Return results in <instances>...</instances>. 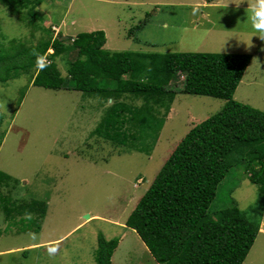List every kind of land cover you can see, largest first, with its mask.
I'll list each match as a JSON object with an SVG mask.
<instances>
[{
  "label": "rangeland",
  "instance_id": "rangeland-1",
  "mask_svg": "<svg viewBox=\"0 0 264 264\" xmlns=\"http://www.w3.org/2000/svg\"><path fill=\"white\" fill-rule=\"evenodd\" d=\"M257 5L258 0H45L38 8L54 36L104 30L105 48L112 51L251 54L234 98L264 111V40L251 20ZM18 18L0 4V25L9 37L37 43L45 36L42 30L33 36ZM59 58L65 75L66 60ZM183 78L172 85L176 98L149 154L92 136L102 109L80 91L34 86L27 76L0 84L6 131L0 170L10 176L0 190V264H97L99 234L120 238L113 264H157L126 220L185 134L225 104L180 92ZM246 175L244 164L232 168L210 213L218 218L235 199L249 219L260 221L261 232L243 264H264V197ZM32 200L46 203L43 215L5 218L3 204Z\"/></svg>",
  "mask_w": 264,
  "mask_h": 264
},
{
  "label": "trees",
  "instance_id": "trees-1",
  "mask_svg": "<svg viewBox=\"0 0 264 264\" xmlns=\"http://www.w3.org/2000/svg\"><path fill=\"white\" fill-rule=\"evenodd\" d=\"M44 2L0 0L33 29V36L36 30L45 33L34 43L9 37L0 25V84L27 76L34 86L77 90L97 99L102 114L92 136L149 154L176 98L172 85L182 75L180 92L225 100L219 112L193 126L175 146L126 226L138 233L157 264H243L260 232V221L249 219L235 199L218 211V218L210 206L220 184L241 163L264 197V111L234 98L253 56L112 51L105 48L104 30L82 31L73 38L54 36L52 25L42 24L47 16L38 7ZM58 57L66 60L65 75L56 64ZM3 121L0 113V148L6 133ZM8 180L10 176L0 170V190ZM3 205L10 222L14 214L43 215L46 208L38 200ZM119 243V237L99 234L97 264H113Z\"/></svg>",
  "mask_w": 264,
  "mask_h": 264
},
{
  "label": "clouds",
  "instance_id": "clouds-1",
  "mask_svg": "<svg viewBox=\"0 0 264 264\" xmlns=\"http://www.w3.org/2000/svg\"><path fill=\"white\" fill-rule=\"evenodd\" d=\"M252 27L256 30V36L264 40V0H258L257 7L251 13ZM50 52H53L50 50ZM45 59L43 60V62ZM261 232V231H260Z\"/></svg>",
  "mask_w": 264,
  "mask_h": 264
},
{
  "label": "crops",
  "instance_id": "crops-1",
  "mask_svg": "<svg viewBox=\"0 0 264 264\" xmlns=\"http://www.w3.org/2000/svg\"><path fill=\"white\" fill-rule=\"evenodd\" d=\"M263 221V220H262Z\"/></svg>",
  "mask_w": 264,
  "mask_h": 264
}]
</instances>
